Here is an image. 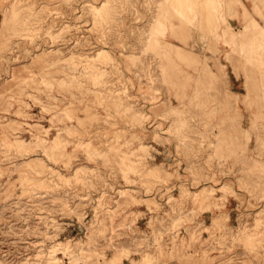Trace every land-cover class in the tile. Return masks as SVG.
Instances as JSON below:
<instances>
[{
    "label": "rangeland",
    "instance_id": "1",
    "mask_svg": "<svg viewBox=\"0 0 264 264\" xmlns=\"http://www.w3.org/2000/svg\"><path fill=\"white\" fill-rule=\"evenodd\" d=\"M248 1L0 0V264H264Z\"/></svg>",
    "mask_w": 264,
    "mask_h": 264
},
{
    "label": "crops",
    "instance_id": "2",
    "mask_svg": "<svg viewBox=\"0 0 264 264\" xmlns=\"http://www.w3.org/2000/svg\"><path fill=\"white\" fill-rule=\"evenodd\" d=\"M246 3L250 4V2L248 0H244ZM234 212V208H231L230 211H229V215L230 217L232 218V214Z\"/></svg>",
    "mask_w": 264,
    "mask_h": 264
},
{
    "label": "bare ground",
    "instance_id": "3",
    "mask_svg": "<svg viewBox=\"0 0 264 264\" xmlns=\"http://www.w3.org/2000/svg\"><path fill=\"white\" fill-rule=\"evenodd\" d=\"M260 89V88H259Z\"/></svg>",
    "mask_w": 264,
    "mask_h": 264
}]
</instances>
